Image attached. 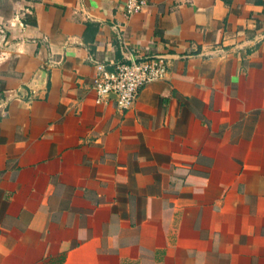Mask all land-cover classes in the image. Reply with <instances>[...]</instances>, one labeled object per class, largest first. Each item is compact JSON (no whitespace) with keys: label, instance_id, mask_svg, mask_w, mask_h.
Returning <instances> with one entry per match:
<instances>
[{"label":"crops","instance_id":"crops-1","mask_svg":"<svg viewBox=\"0 0 264 264\" xmlns=\"http://www.w3.org/2000/svg\"><path fill=\"white\" fill-rule=\"evenodd\" d=\"M125 2L0 0V264H264V0Z\"/></svg>","mask_w":264,"mask_h":264},{"label":"built area","instance_id":"built-area-1","mask_svg":"<svg viewBox=\"0 0 264 264\" xmlns=\"http://www.w3.org/2000/svg\"><path fill=\"white\" fill-rule=\"evenodd\" d=\"M146 6V0H126L125 12L131 15L143 11ZM97 71L93 82L97 101H105L107 95L113 93L117 96V108L127 110L137 99L141 88L164 78L167 66L163 57L158 56L147 60H130L116 65L112 70L98 66Z\"/></svg>","mask_w":264,"mask_h":264},{"label":"water","instance_id":"water-1","mask_svg":"<svg viewBox=\"0 0 264 264\" xmlns=\"http://www.w3.org/2000/svg\"><path fill=\"white\" fill-rule=\"evenodd\" d=\"M5 40H6V34H5L4 30L0 27V47L3 46ZM39 74H40L39 75L40 77L38 78V80L36 82V86L38 88L40 87L41 83L44 82L45 77H46V74L43 71L39 72ZM38 88H36V90ZM107 98L116 100L117 96L115 94H113V93H110V94L107 95Z\"/></svg>","mask_w":264,"mask_h":264}]
</instances>
